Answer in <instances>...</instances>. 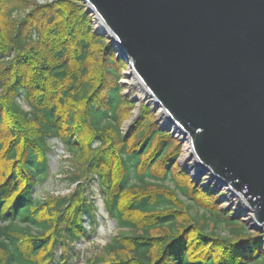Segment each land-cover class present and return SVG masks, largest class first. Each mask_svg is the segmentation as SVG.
Segmentation results:
<instances>
[{
  "label": "trees",
  "instance_id": "1",
  "mask_svg": "<svg viewBox=\"0 0 264 264\" xmlns=\"http://www.w3.org/2000/svg\"><path fill=\"white\" fill-rule=\"evenodd\" d=\"M94 24L80 0H0V264H74L94 187L118 232L84 264H264V234L181 169L149 106L122 133L127 64ZM52 139L67 193L41 199Z\"/></svg>",
  "mask_w": 264,
  "mask_h": 264
},
{
  "label": "water",
  "instance_id": "2",
  "mask_svg": "<svg viewBox=\"0 0 264 264\" xmlns=\"http://www.w3.org/2000/svg\"><path fill=\"white\" fill-rule=\"evenodd\" d=\"M80 1L187 136L202 172L233 192L264 234V0ZM98 212L103 223L102 201Z\"/></svg>",
  "mask_w": 264,
  "mask_h": 264
},
{
  "label": "rangeland",
  "instance_id": "3",
  "mask_svg": "<svg viewBox=\"0 0 264 264\" xmlns=\"http://www.w3.org/2000/svg\"><path fill=\"white\" fill-rule=\"evenodd\" d=\"M94 28L98 34L108 37L107 34L100 29L97 20H95ZM120 85L123 96L129 100H133L136 104V107L131 112L130 117L123 123L121 127L122 133L125 134L130 129V125L138 119L140 114V105H146L149 103L147 106L151 108L153 104L146 97L142 87L135 81V79H133L128 65L121 74ZM152 110L154 111L156 123L161 126L166 119L165 116L162 115V112L159 109L153 108ZM168 130H170L171 135L181 144V154L178 159V164L181 169L186 170L193 181L202 184V186L206 189L216 188V191L223 192L224 194L221 193L220 195L222 198L223 207L229 208L232 211L239 213L248 230L261 232L259 227L253 221L252 213L249 212L241 200L233 192L223 187L221 182L215 180L211 174L202 172V169L197 165L189 152L190 149L187 136H182V133H178V131L172 127H169ZM57 149L58 147L56 146L54 153L51 155L50 162L51 167L53 168L54 176L49 178V180L41 188L36 189V195L38 198L42 199L50 195L67 193L65 185L61 182V180H59V172H57V170L61 168L64 170L67 169V156L63 154V150L60 154H57ZM94 191L95 193L93 197L95 198V206L98 207L102 201L103 207V200L99 194L98 188L94 187ZM104 213L106 214V212ZM109 222L111 221L107 217L104 218L103 223H98V225L94 227V234H92L90 239H85L75 246V251L79 254H77L74 264H84L87 258H91L102 253V248L107 244L110 238L116 235L118 232L116 230L115 224L114 227H111Z\"/></svg>",
  "mask_w": 264,
  "mask_h": 264
},
{
  "label": "built area",
  "instance_id": "4",
  "mask_svg": "<svg viewBox=\"0 0 264 264\" xmlns=\"http://www.w3.org/2000/svg\"><path fill=\"white\" fill-rule=\"evenodd\" d=\"M149 99V98H148ZM149 101H151V99H149ZM148 101V102H149ZM152 102V101H151ZM146 104V103H145ZM148 104V103H147ZM152 104H153V102H152ZM153 107H155V105L153 104ZM157 109H159V108H157ZM159 110H161V109H159ZM161 112H162V115H164L165 116V114L163 113V111L161 110ZM165 121L163 122V124L161 125V126H163V127H165V128H168V127H170V123H169V120H168V118L165 116ZM172 128H174V127H172ZM175 129V128H174ZM176 130V129H175ZM178 133H180L179 131H178Z\"/></svg>",
  "mask_w": 264,
  "mask_h": 264
},
{
  "label": "bare ground",
  "instance_id": "5",
  "mask_svg": "<svg viewBox=\"0 0 264 264\" xmlns=\"http://www.w3.org/2000/svg\"><path fill=\"white\" fill-rule=\"evenodd\" d=\"M132 73V72H131ZM132 75H133V73H132ZM133 79H135V77L133 76ZM160 109V108H159ZM182 136H183V134H181ZM189 152H190V150H189Z\"/></svg>",
  "mask_w": 264,
  "mask_h": 264
}]
</instances>
